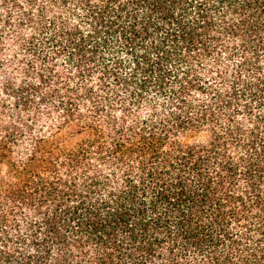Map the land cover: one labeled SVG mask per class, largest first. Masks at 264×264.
I'll list each match as a JSON object with an SVG mask.
<instances>
[{
  "label": "trees",
  "instance_id": "16d2710c",
  "mask_svg": "<svg viewBox=\"0 0 264 264\" xmlns=\"http://www.w3.org/2000/svg\"><path fill=\"white\" fill-rule=\"evenodd\" d=\"M0 264H264V0H0Z\"/></svg>",
  "mask_w": 264,
  "mask_h": 264
}]
</instances>
